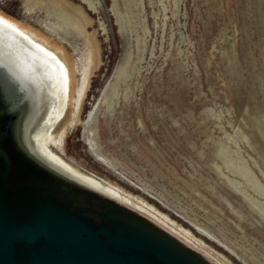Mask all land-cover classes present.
<instances>
[{
	"label": "rangeland",
	"instance_id": "1",
	"mask_svg": "<svg viewBox=\"0 0 264 264\" xmlns=\"http://www.w3.org/2000/svg\"><path fill=\"white\" fill-rule=\"evenodd\" d=\"M89 2L102 63L69 159L227 264H264V0Z\"/></svg>",
	"mask_w": 264,
	"mask_h": 264
},
{
	"label": "water",
	"instance_id": "2",
	"mask_svg": "<svg viewBox=\"0 0 264 264\" xmlns=\"http://www.w3.org/2000/svg\"><path fill=\"white\" fill-rule=\"evenodd\" d=\"M17 34L0 24L6 40L0 44V264H217L151 217L31 150L24 128L32 108L40 110V97L30 63L50 82L56 70L46 52Z\"/></svg>",
	"mask_w": 264,
	"mask_h": 264
},
{
	"label": "bare ground",
	"instance_id": "3",
	"mask_svg": "<svg viewBox=\"0 0 264 264\" xmlns=\"http://www.w3.org/2000/svg\"><path fill=\"white\" fill-rule=\"evenodd\" d=\"M81 3L96 11V7L89 0H81ZM88 11L89 8L87 10L82 4L71 0H0V24L20 34L25 39L20 38L31 48L46 52L48 62L56 70L49 72L52 80L50 82L49 76H44L42 68L30 63V70L39 77V82L36 81L39 85L35 91L40 97V110L36 111L32 105L33 99H30L29 108H33L28 115L23 135L27 137L28 146L72 179L88 184L139 210L217 264H227L209 247L194 239L141 196L126 191L105 176L87 168L86 164L77 162L74 158L69 159L66 146L70 144L73 133L83 125L81 116L84 100L92 76L102 63V49L97 39V31L88 30L94 23L87 14ZM2 43H6L3 36L0 37V44ZM19 44L17 42L16 46ZM114 86L115 83L105 90L104 98L97 103L89 116V123L95 120L102 107H110V98L115 95ZM50 109L53 110V116L43 123L41 116ZM39 122L42 125H38ZM257 131L263 135L261 129Z\"/></svg>",
	"mask_w": 264,
	"mask_h": 264
},
{
	"label": "flooded vegetation",
	"instance_id": "4",
	"mask_svg": "<svg viewBox=\"0 0 264 264\" xmlns=\"http://www.w3.org/2000/svg\"><path fill=\"white\" fill-rule=\"evenodd\" d=\"M77 1H78L80 4H82V6H83L84 8H86V9L88 10V6H86L85 4L81 3V0H77ZM88 12L93 14V12H90V11H88ZM49 111H50V112H49ZM49 111H47V112L45 113V115H42V116H41V119L43 120V121H42L43 123H45L46 121H48V120L53 116V110L50 109ZM42 122H39L38 125H42Z\"/></svg>",
	"mask_w": 264,
	"mask_h": 264
}]
</instances>
